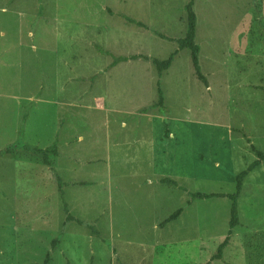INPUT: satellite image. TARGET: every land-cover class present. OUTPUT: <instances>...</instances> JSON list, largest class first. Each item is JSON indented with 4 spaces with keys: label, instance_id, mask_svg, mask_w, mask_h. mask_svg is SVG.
Masks as SVG:
<instances>
[{
    "label": "rangeland",
    "instance_id": "rangeland-1",
    "mask_svg": "<svg viewBox=\"0 0 264 264\" xmlns=\"http://www.w3.org/2000/svg\"><path fill=\"white\" fill-rule=\"evenodd\" d=\"M188 1L0 0V264H41L56 235L47 264H264V161L213 258L231 230L235 175L256 159L251 144L264 151V0H194L207 85L188 48L161 77L150 59L178 46ZM132 54L148 58L111 64ZM58 87L52 102H28ZM52 144L45 166L36 147ZM51 165L82 224L64 221ZM27 177L51 188L36 218ZM193 191L224 195L187 203Z\"/></svg>",
    "mask_w": 264,
    "mask_h": 264
},
{
    "label": "trees",
    "instance_id": "trees-1",
    "mask_svg": "<svg viewBox=\"0 0 264 264\" xmlns=\"http://www.w3.org/2000/svg\"><path fill=\"white\" fill-rule=\"evenodd\" d=\"M186 11H187V28L185 31V34L182 37L177 38V47L175 49H173L167 57L165 58H157V57H153L150 58L151 61L153 62V64L156 67V71L158 74V77H161V75L163 74V71L165 69H167L172 61L174 60V57L176 56V54L178 53L179 49L182 48H188L190 50V57H191V61L194 67V71L197 75V77L204 82L205 85H207V79L206 76L203 74V72L201 71L200 68V64H199V52H200V46L199 44L196 42L195 40V34H196V25H197V16L195 13V9H194V0H189L186 4ZM126 19L130 22H135L137 25L139 26H144V23L141 21H134L132 18L130 17H126ZM138 57H143L145 59L148 58V56L146 55H140V54H132L130 56H121L116 58L114 61H112V65L116 64L117 62L121 61V60H127V59H133V58H138ZM163 102H164V95H163V91L161 89V86L159 84V81H157V101L155 102V105L162 110V106H163ZM168 122L165 121V135H168V128H167ZM248 141H250L248 139ZM251 148L253 150V152L256 155V159H254L253 161H251L246 168L240 170L236 175H235V191L227 194L230 199V218H229V225L231 226V230L228 234V236L224 239V241L219 245L218 247V251L217 254L213 255V258H217V256H221L223 247L228 243L229 238H230V234L232 233V229L238 224L239 220H238V205H237V197L240 194V190L242 188V184H243V180L244 178L253 170L255 169L262 161H264V151L260 150L258 148L255 147L254 144H251ZM7 151H10L9 148H6ZM36 150L38 152H40L42 154V160L44 164H50L48 161V153L51 154H57L58 150H57V145L52 144L50 146H47L46 148H40V147H36ZM50 169L52 170V173L55 177L56 183L58 185V191L61 197V203L65 212V218L64 221H76L79 224H82L83 221H81L80 219H78L77 217H75L74 215H72L68 208H67V203L63 198L64 195V191H63V186H64V181L62 180L61 176L58 174V172L56 171V168L53 167V165L50 166ZM161 182L164 183H168V184H173L175 186H179L178 182L176 179L172 178V177H167L164 176L161 178ZM190 196L187 199V203H189L191 201V198H195V197H211V196H223L224 193L222 192H203V191H193L189 193ZM183 211V206H180L178 208H176L173 212H171V214L166 217L163 222L161 224H164L170 220L175 219L176 217H178L181 212ZM88 228H93L91 225H88ZM93 233L95 235H98V233L95 231V229H92ZM59 242V235L54 236L51 240H50V250L56 248L57 243ZM50 250L45 252V255L43 257L42 263L41 264H47L50 260H51V254H50Z\"/></svg>",
    "mask_w": 264,
    "mask_h": 264
},
{
    "label": "crops",
    "instance_id": "crops-1",
    "mask_svg": "<svg viewBox=\"0 0 264 264\" xmlns=\"http://www.w3.org/2000/svg\"><path fill=\"white\" fill-rule=\"evenodd\" d=\"M2 9H5V8H2ZM29 34H31V32H29ZM29 48L33 52H37L38 49H39L38 46L36 44H33V43L29 45ZM59 93H60V89L58 87L56 92H52V94H49L47 96L43 95L42 97H40V94H38V96L29 97L27 99H28V102H30L31 104H35V103L40 104V103L52 102V100L55 97L59 96ZM48 96H51V98L50 99L49 98H46ZM58 105H60V104H57L55 106H58ZM23 118L27 120L29 118V115L28 114L27 115L25 114L23 116ZM55 127H58L57 119H56L54 128ZM20 161H21V164H23L22 160H20ZM44 165L45 166H48L47 164H44ZM51 174L53 175L52 170H51ZM53 178H54V181H56L54 175H53ZM26 179H28V177ZM46 183H48V181L45 178L41 179V181H35L33 179H28V181L26 182V184L29 185V187H30V189L32 191L30 193L25 194V196H27L28 198L32 199V201H33L32 204L29 206V208L32 210V213L35 216V218L37 216L36 215V211L38 210V208L40 206H42L43 208L44 207H46V208H49L50 207V200H49V198L51 197V188H50V185H48ZM43 184L46 185V186L44 187ZM40 186H41V189L42 190L39 191L38 192V196L35 197L34 196V193L40 188ZM57 187H58V185H57ZM53 214H54V211L52 212V215Z\"/></svg>",
    "mask_w": 264,
    "mask_h": 264
}]
</instances>
